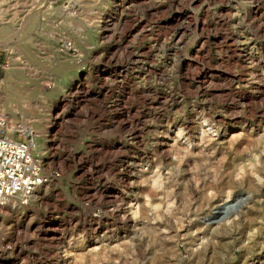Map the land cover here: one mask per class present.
I'll use <instances>...</instances> for the list:
<instances>
[{
  "label": "rangeland",
  "instance_id": "obj_1",
  "mask_svg": "<svg viewBox=\"0 0 264 264\" xmlns=\"http://www.w3.org/2000/svg\"><path fill=\"white\" fill-rule=\"evenodd\" d=\"M263 59L264 0H0V114L59 112L0 264H264Z\"/></svg>",
  "mask_w": 264,
  "mask_h": 264
},
{
  "label": "built area",
  "instance_id": "obj_2",
  "mask_svg": "<svg viewBox=\"0 0 264 264\" xmlns=\"http://www.w3.org/2000/svg\"><path fill=\"white\" fill-rule=\"evenodd\" d=\"M17 120L0 114V207L9 199L25 204L32 190L59 174L44 169L34 153V134L17 129Z\"/></svg>",
  "mask_w": 264,
  "mask_h": 264
},
{
  "label": "bare ground",
  "instance_id": "obj_3",
  "mask_svg": "<svg viewBox=\"0 0 264 264\" xmlns=\"http://www.w3.org/2000/svg\"><path fill=\"white\" fill-rule=\"evenodd\" d=\"M121 2V1H120ZM119 2V3H120ZM122 3V2H121ZM115 7V6H114ZM116 12V11H115ZM115 14V13H114ZM111 15H109V14H107V16L105 17V20H104V22H103V24H102V26L104 27L103 29H105V31H107L109 28H111L110 26H111V22H112V20H111V17H110ZM115 20V19H114ZM114 22V21H113ZM117 22H118V20H117ZM111 30V29H110ZM109 32V31H108ZM104 55V54H103ZM109 56V55H108ZM110 57V56H109ZM108 58V57H107ZM254 58V57H253ZM110 59V58H109ZM250 60H251V58H250ZM253 60V59H252ZM257 60V59H256ZM259 60V59H258ZM264 60V59H263ZM252 62V61H251ZM250 62V63H251ZM256 62V61H255ZM257 65V64H256ZM148 69V68H147ZM146 70V69H145ZM255 70V69H254ZM147 71H150V69H148ZM152 73V72H151ZM256 73H257V76L258 77H260L261 76V74L264 76V65L263 66H260V69L259 68H256ZM255 73V74H256ZM254 74V75H255ZM149 75V74H148ZM106 76V75H105ZM104 76V77H105ZM257 77V78H258ZM106 79V78H105ZM253 82V81H252ZM261 95V94H260ZM52 108H51V106L49 105L48 106V109H47V113L48 114H46V116H44V115H42V121H41V123L43 124V127L41 126V127H37L36 128V130L37 131H31L32 129L34 130V128H31V129H27V130H22L23 132H31V133H33L34 134V144H35V148H34V153H37V145H36V141H37V138H36V133H39V134H41V132H43L44 130H46V127L48 128V124H47V122L49 121V123H50V121L51 122H53V120L54 119H56L57 117H59V112H55L54 110H52ZM37 117V116H36ZM38 118H41V117H38ZM40 120V119H39ZM39 122V121H38ZM55 122H56V120H55ZM41 123H40V125H41ZM194 123V122H193ZM56 124V123H55ZM39 125V126H40ZM200 127V126H199ZM20 128V127H19ZM18 127H17V129H19ZM22 128H24V127H22ZM19 130H21V129H19ZM182 133V132H181ZM229 133V132H228ZM228 133H227V131H225L224 132V134H221V136H225V135H228ZM201 134V133H200ZM237 134V133H236ZM177 135V134H176ZM175 135V136H176ZM179 135V134H178ZM177 135V136H178ZM234 135V134H233ZM177 136H176V138H174V139H171L172 141H174V142H176L177 141ZM233 137V136H232ZM201 138V137H200ZM233 139V138H232ZM231 139V140H232ZM170 140V139H169ZM179 142V141H178ZM172 144H174L175 145V143H172ZM177 145V144H176ZM167 146V145H166ZM173 147V146H172ZM171 147V148H172ZM179 147V146H178ZM170 148V149H171ZM169 149V150H170ZM174 149V147L172 148V150ZM171 150V151H172ZM187 150V149H186ZM167 151V150H166ZM177 151V150H176ZM184 151V149L182 150V152ZM163 152V151H162ZM169 152V151H168ZM181 152V151H180ZM189 153V152H188ZM166 154V153H165ZM183 154V153H182ZM186 154V153H185ZM43 167H44V165H43ZM139 174V173H138ZM52 179V178H51ZM149 182L151 183V186H152V188L154 187V186H158V184H159V180H158V175L156 176V175H152V177H150L149 178ZM41 185H43V184H41ZM37 188H35L34 190H32L29 194H28V198H30L31 196L33 197V192L36 190ZM155 194V193H154ZM27 198V199H28ZM146 200H148V198L146 199ZM146 200H145V202H146ZM151 201V200H150ZM27 202V201H26ZM236 203H234V204H232V205H227V206H225L224 204H222V203H219L215 208H214V211L212 212V215H211V218H213L214 216H216L218 213H225V212H227L228 211V209H230L231 207L233 208H237L238 207V203L240 202L238 199L235 201ZM18 205V204H23V203H20V201H14L13 199H9V200H7L6 201V205H2L1 207H0V214H1V211L3 212V209H4V207L5 208H11V207H13V205H16V204ZM130 203V202H129ZM154 205V204H153ZM153 205H150V203H145L143 206H144V208H147V207H149V206H152V208H153ZM130 207H131V210H129V211H132V215L134 214V212H135V209H134V206H133V204L131 203L130 205H129ZM156 207V206H155ZM142 209V208H141ZM155 209V208H154ZM157 209V208H156ZM9 212V211H8ZM136 213H137V211H136ZM8 214V213H7ZM134 216V215H133ZM213 216V217H212ZM126 219L128 218L127 216L125 217ZM129 219V218H128ZM127 219V220H128ZM2 226V225H1ZM79 255V254H78ZM78 259V258H77ZM76 260V259H75Z\"/></svg>",
  "mask_w": 264,
  "mask_h": 264
}]
</instances>
